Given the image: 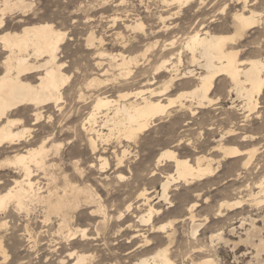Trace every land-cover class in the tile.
Instances as JSON below:
<instances>
[{
    "label": "bare ground",
    "instance_id": "bare-ground-1",
    "mask_svg": "<svg viewBox=\"0 0 264 264\" xmlns=\"http://www.w3.org/2000/svg\"><path fill=\"white\" fill-rule=\"evenodd\" d=\"M160 1L166 13L159 15L160 24L154 29L151 27L149 33L144 32L145 26L139 16L125 25L126 30L139 31L142 41H147L141 53L132 56L124 52L127 44L118 34L119 47L124 50L108 56L99 52L100 59L95 61V67L100 74L85 80L78 89L76 102L91 110L80 124L88 150L76 148V154L81 156L83 151H89L98 164L91 162L88 170H84L79 160H72V174L68 175L61 159L58 160L60 164L53 160L60 158L58 147L53 153L59 144L50 146L49 139L44 137L46 139L38 146L32 147L36 142L26 140L25 136L30 129H17L22 121L13 118L31 109L32 126H35L43 120V109H62L66 104L64 89L71 77L63 72L65 64L59 59L65 35L48 23L23 28L18 33L5 31V16L24 15L31 3L0 0V52H3L0 61V155L13 153L12 158L4 157L0 163V264H16V261L18 264H174L175 257L183 260L187 256L186 252L180 254L174 247L177 225H186L191 253L200 257L195 262L192 255H188L187 263L218 264L213 243L222 240L220 232L210 235L212 249L209 251H203L198 245L207 218L196 213L197 202L188 205L182 217L161 224L158 221L165 212L158 205L169 203L168 191L172 185L189 186L210 179L228 160L232 165L240 166L236 177L241 182L235 189L238 198L221 202L219 209L239 210V215L244 214L245 207L264 209V166L258 167L259 156L264 153V150L260 152L264 148V136L242 132L244 122L253 121L250 117L261 118L257 97L264 93V55L240 59L243 51L240 42L252 30H261L260 41L264 43V7L262 11L254 8L260 0H229L237 7L241 4L238 8L233 6L231 24L181 27L168 23L196 0ZM199 3L203 4V1L199 0ZM85 39L87 49L91 50L96 43L95 37L89 33ZM139 40L138 36L134 38L135 42ZM155 55L162 58L151 67L150 76H144L145 79L139 82L143 89L120 93L114 99L108 96L111 89L125 85L130 82L128 80L136 82L140 75L133 69L145 62L149 65V57ZM105 57L107 63H104ZM184 58L186 67L181 70ZM217 82L225 85L224 98L217 95ZM177 85L190 88L172 95ZM224 101L230 103V109H238V115L243 119L241 124L231 121L228 116L208 123L210 135L218 130V137L213 136L214 144L208 151L198 145L195 147L190 141L192 150L184 156L177 152L180 140L177 145L166 144L155 156L150 170L151 181L156 176L159 178L161 194L145 186L138 187L137 194L126 202L124 210L114 213L89 183L92 172L105 175L104 180L109 177L106 174L108 147L119 149V153L113 151L118 171L114 176L121 180L120 170L130 155V143L136 145L141 139L138 140L139 135L148 131L156 120L169 117L173 112L181 115V119L187 116L194 119L202 111L223 110L221 104ZM254 165L259 170L256 175ZM198 183L192 192L200 198ZM14 220L19 224L15 225ZM34 220L38 221L39 228L33 227ZM249 225L252 232L257 230L253 221ZM15 233L26 244L24 251L29 254L25 260L14 261L9 254L12 249L9 241ZM122 239L124 244H121ZM257 242V247L264 249V239L259 238ZM99 246L106 248L109 255L99 256ZM114 249L125 250V253L117 254Z\"/></svg>",
    "mask_w": 264,
    "mask_h": 264
},
{
    "label": "rangeland",
    "instance_id": "rangeland-1",
    "mask_svg": "<svg viewBox=\"0 0 264 264\" xmlns=\"http://www.w3.org/2000/svg\"><path fill=\"white\" fill-rule=\"evenodd\" d=\"M27 1L31 3V7L24 15L14 13L5 16L3 26L4 30L11 33H18L23 28L48 23L54 26L56 30L64 33L65 39L63 40L64 42L59 59L60 62H64L65 64L63 72L71 78L64 89L66 104H63V107L61 106L62 109L53 107L43 109V120L35 126H32L34 118L31 116V109H27L21 113V115L13 118L20 119L22 121V124L18 126L17 129H21L22 127L30 129V133L28 132L25 136L27 138L26 140L36 142V144L32 147H36V145L38 146L41 140L46 139L44 137L49 139L50 146L59 144L58 146H55L53 153L56 152V147H58L60 158H55L53 160H56L55 162L57 163V161H60L61 159L60 162L63 164L62 167L66 168L65 171L68 175L72 174L70 165L72 160H79L81 168L88 170L87 167L89 166V163L94 162L97 165L98 162L95 157H92L89 151H83L81 156L76 154V148L87 149L86 135L84 133L82 134L80 124L83 123V119L86 118L87 113L91 110L90 107H84L82 104L76 102L78 89L85 84V80L87 81L95 76L98 77L100 74L99 70L95 67V61H99L100 59L98 57L99 52H102L104 56H108L118 54L120 51L124 50L119 47L117 39L118 34H121L123 40L126 41L127 48L124 52L127 54L130 53L132 56H138L147 41H142L144 39L140 38L142 35L139 31L132 32L126 30L125 25L130 24V22L139 16L141 22L145 26L144 32L149 33L151 27L154 29L160 24L158 17L159 15H164L166 13V8L161 4L160 0ZM202 1L203 4H200L199 0H196L192 3V5L183 8L179 13V16L176 18L173 17V20L169 21L168 24H177L181 27H189V24H231V14L234 12L233 6L235 7L236 3L230 4L229 0ZM238 7H241V4ZM238 7L236 6L235 8ZM263 7L264 0L258 1L254 6V8H257V11H262ZM211 20H214V22L209 23ZM213 27L214 26L211 28ZM89 33L93 34L96 39L95 45L97 44V48L94 45L91 50L87 49L85 39ZM262 35L263 34L260 29H255L244 37V39L240 42L241 49L243 50L240 54V59L261 58L264 55V43L260 41ZM137 36L140 40L135 42L134 38ZM150 39L151 41L154 40L152 37ZM99 40H101V44H99ZM130 48H133L132 51ZM97 49L98 52L96 51ZM2 58L3 52H0V61ZM161 58L162 56L156 55L149 57V65L145 62L146 64L144 63L139 68L133 69V71L138 72L136 75H140L136 78V82L133 83L132 80H128L130 82H126L125 85L123 84L116 89H111L108 96L114 99L120 93H134L139 89H143L139 82L145 79L146 76H150L151 67L159 62ZM103 60L104 63L108 62L107 57ZM172 61L173 63L177 62V60ZM185 61L186 59L184 58V67H180L181 70L186 67ZM140 63H143L141 58ZM112 72L115 73L116 71L113 70ZM32 83L35 84L36 81L33 79ZM188 88L190 87L183 88L177 85L176 89L172 92V95H175L179 91H187L189 90ZM216 88L218 90L217 95H221V97L224 98L226 89L225 85L221 82H217ZM257 102L259 106L257 110L261 113V118L255 119V116L250 117L253 121L247 123L244 122V127L242 128L244 130H242V132L247 135L256 134L257 136H264V93L257 97ZM236 105H239V103H236ZM229 106L230 103L224 101L221 104L223 110H218L217 112L202 111L194 119H190V116L183 117L181 119V115H177V113L173 112L169 117L156 120L150 125L148 131L139 135L138 140L140 138L141 139L136 145L130 143V155H128L129 157H126L123 164L124 167L120 170L123 179L120 180L115 177V174L118 171L115 169L116 160L113 157V151L117 150V153H119V149L111 146L106 150V158L109 162V169H106V174L109 176V180L108 178H105V180L103 179L105 175L103 177L96 172H92L89 176L91 177L89 183L96 188L102 201L114 209V213L118 210H124L126 202L133 199L137 194L138 187L145 186L146 188L151 189V191L161 194V185L159 183L158 176L155 177L154 181H151L153 178H150V170L153 168L155 156L158 155L162 149H164L166 144L177 145L180 141L181 143L177 146V152L180 155H188L189 151L192 150V145L189 144L190 141L194 143L195 147L198 145V148H201L204 151L210 150L214 144L213 136L216 138L218 137V130L214 131L213 135H210L207 131L208 123L210 125V123L215 121V119L219 120L221 117L222 119H226L227 116L231 119V121L236 123L238 122L239 124H241V120L243 121L242 115H238V109H230L231 106ZM48 117L50 118L48 119ZM216 129H218V127H216ZM74 133H76L75 137ZM72 140H74L73 143L68 144V142ZM263 150L264 148L260 152ZM4 157L5 159L12 158L13 153L12 155L11 152L1 154L0 163L4 161ZM59 161L58 163L60 164ZM262 166H264V153L259 156L258 167ZM239 168V165L234 166L231 164V160H228L223 162L215 176L210 179L199 183L196 182L189 186H185L182 183L172 185L168 191L169 203H171L161 202L158 205L161 210L165 212V215L160 216L158 224L166 223L177 219L178 217H182L186 214V207L191 203L197 202L198 207L196 213L201 218H207L204 229L201 231L198 244L203 247V251H209L212 249L210 248V245L212 244L209 243L210 235L218 234L220 232L223 242L220 239L218 241H214L213 243L216 250V261L218 264H264V249L257 247V241L259 238L264 239V209L255 210L245 207L244 214L241 215L238 214L239 210L229 212L225 208L219 209L221 202L231 201L236 197L238 198V196L235 195V189L241 182V179L236 177L237 170ZM258 172V168L254 165L253 173L256 175ZM197 183L200 184V198H197L196 194L192 192V188H194V185ZM100 184L107 185V189L99 187L98 185ZM156 201L153 203H156ZM218 213L219 216L217 215ZM36 221L37 220L33 221V227L35 229L39 228L38 225H36L38 224V221ZM251 221H253L257 227V230L254 232H252V228L249 225L251 224ZM13 223L15 225L19 224V222L15 220ZM81 225L83 224H80V226ZM176 228L177 234L174 247L176 250H179L180 254L186 252L187 256L184 257V261L179 257H175L173 259L174 264H190L186 262L188 255H192L191 257L195 262L198 261L200 257H198V255H193V252L191 253L192 250H190L189 243L191 241L187 236L186 225H177ZM250 232H252V234H250ZM247 233L249 238H247ZM18 238L19 234L15 233L12 240L9 241L10 244L12 243V249L11 251H8H10L9 254L11 257L15 259L14 261L18 259L25 260L29 254L24 251L26 244H23L22 239ZM124 243L125 240L121 241V244ZM101 247L102 246L97 247L99 249L98 255L100 256L101 254L103 257L108 256L109 251L106 248ZM115 250L116 249L113 251ZM123 251L125 250H116L115 252L123 255L125 253ZM259 251L261 252L259 253ZM32 259L34 258L32 257ZM18 263L19 262L16 261V264ZM33 263L35 262L33 261Z\"/></svg>",
    "mask_w": 264,
    "mask_h": 264
}]
</instances>
